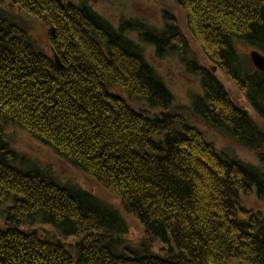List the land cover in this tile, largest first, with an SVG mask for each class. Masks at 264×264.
<instances>
[{
	"label": "trees",
	"instance_id": "obj_1",
	"mask_svg": "<svg viewBox=\"0 0 264 264\" xmlns=\"http://www.w3.org/2000/svg\"><path fill=\"white\" fill-rule=\"evenodd\" d=\"M4 1L0 264H264V216L244 206L248 196L264 201L263 159L253 165L221 154L196 127L180 128L174 112L171 119L161 114L171 93L141 43L155 45L157 57L169 55L176 48L172 40H180L176 21L168 17L152 32L144 23L114 25L91 0ZM174 1L208 60L245 91L264 119V74L239 48L245 43L264 54V0ZM13 6L55 27L48 41L60 65L39 47L27 22L10 17ZM185 64L199 76L195 103L197 110L203 104L204 121L262 149L264 134L258 141L253 119L214 73L195 59ZM134 100L147 101L156 113L146 114ZM8 128L91 176L119 200V209L17 155L5 138ZM124 214L142 226L141 248L122 246ZM44 226L77 241L49 238L39 231ZM167 235L172 240L165 253L150 251Z\"/></svg>",
	"mask_w": 264,
	"mask_h": 264
},
{
	"label": "rangeland",
	"instance_id": "obj_2",
	"mask_svg": "<svg viewBox=\"0 0 264 264\" xmlns=\"http://www.w3.org/2000/svg\"><path fill=\"white\" fill-rule=\"evenodd\" d=\"M71 1L77 2L79 0ZM91 1L93 2V7L100 11L114 25L117 24L119 20L126 21L127 26H133L135 23L142 25V23H144L146 28H152V32H154L153 30H161L164 23L170 21L168 17H172L176 23H178L180 31V33H177L180 40H172L174 42L173 46H176L175 51L165 57H157L154 55L156 52L155 45L147 42L141 43L140 41L143 48H145V53L149 62L161 75L171 93V99L168 102L170 113L169 109H167L163 110L161 114L163 116L166 114L170 118L172 117V112H174L177 115V118L173 119L175 123L180 124V128L181 125L185 124L196 127L202 132L204 139L211 143L221 154H227L228 156L236 158L244 163L253 165H259L264 161V147H260L262 149H257L246 145L244 146V144L239 143V140L228 136L225 133L226 129L222 131L220 128L218 130L214 128L215 126L211 123L208 125L204 121L206 119V111L203 110V104H201L203 108L198 107L197 110V104L195 101L196 97L201 94L200 79L195 73L188 71L185 64V61H193V59H195L200 66L211 70L224 86L230 99L236 105L242 107V109L253 119L257 126L256 132L258 133V141L260 140L259 137L264 134V119L258 116V113L253 110L250 101H246L245 91L238 87L229 76L225 75L217 68L216 64H213L205 56L200 44L192 37L191 30H189L187 26L186 15L178 3L174 0ZM5 3H8V0ZM9 15H11L10 17L14 21H19V23H22V21L27 22L29 25V31L39 47L44 49L49 57L57 58V55L50 51L51 48L48 45L47 28L43 27L41 23H38L33 18L24 15L14 6L9 7ZM164 20L167 21L164 22ZM131 30L133 31L129 32L130 36L134 37L138 42L137 31L134 29ZM172 41L169 43H172ZM166 43L168 44V41H166ZM239 48L241 49L240 53L245 54L249 60L248 63L253 67L254 65L250 58V53L252 51H258L264 56L260 50L245 43H240ZM213 67H216V70H213ZM257 71L259 70L257 69ZM261 73L264 74V72ZM121 95L125 99L127 98L125 97L126 95ZM159 99L163 100V96L160 93ZM135 103H137L139 107H145V109L148 110V112L146 111V114L153 115L156 113L154 109L150 108L147 101L140 102L134 100L133 104ZM135 106L137 107V105ZM202 114L205 115L203 116ZM5 138L14 152L16 151L15 153H17V155L25 157L30 164H33L37 168L49 170L51 174L63 183L69 182L81 186L85 191L95 195L99 200H103L106 204L119 209V200L110 195L91 176L70 166L49 148L33 139L29 134L22 130L20 131L19 129L8 128L7 133H5ZM260 158H262L263 161H261ZM244 206L246 208H251L256 212L258 211L264 216V201H258L255 196L252 195L251 197H245ZM216 220H218V218ZM123 225V229H125L126 232H123L122 235H120L123 240L121 242L122 246L128 245L131 247V250L141 248L139 238L142 235V226L138 220L129 214H124ZM39 231L49 238H57L64 243H72L73 245L77 241L76 238H69L65 241L47 226L42 227ZM171 240V235H167L159 243L155 241L150 251L157 252L160 255L163 254L167 249L165 244L170 243ZM162 247L164 248L163 250H161Z\"/></svg>",
	"mask_w": 264,
	"mask_h": 264
},
{
	"label": "water",
	"instance_id": "obj_3",
	"mask_svg": "<svg viewBox=\"0 0 264 264\" xmlns=\"http://www.w3.org/2000/svg\"><path fill=\"white\" fill-rule=\"evenodd\" d=\"M253 65L261 72H264V56L258 51H252L250 54Z\"/></svg>",
	"mask_w": 264,
	"mask_h": 264
},
{
	"label": "bare ground",
	"instance_id": "obj_4",
	"mask_svg": "<svg viewBox=\"0 0 264 264\" xmlns=\"http://www.w3.org/2000/svg\"><path fill=\"white\" fill-rule=\"evenodd\" d=\"M11 1H14V0H11ZM81 22V21H80ZM41 25H43V23H41ZM176 25H177V27H179V25H178V23H176ZM43 27H45V28H47V33H51L52 35H54L55 36V34H56V29H55V27L53 26V25H51V23H49L48 22V24H46V25H43ZM48 45H49V47L52 49V47H51V45H50V43L48 42ZM51 51V50H50ZM251 54V53H250ZM251 58V57H250ZM55 60H58V62H59V59L58 58H55ZM59 65H60V62H59ZM254 68L257 70V68L254 66ZM213 70H216V67H213L212 68ZM164 248L162 247V249L161 250H163Z\"/></svg>",
	"mask_w": 264,
	"mask_h": 264
}]
</instances>
